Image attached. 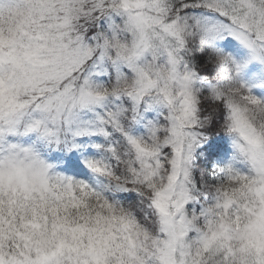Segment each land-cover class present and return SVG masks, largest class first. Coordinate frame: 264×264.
Here are the masks:
<instances>
[{"label":"snow or ice","instance_id":"6c2138e0","mask_svg":"<svg viewBox=\"0 0 264 264\" xmlns=\"http://www.w3.org/2000/svg\"><path fill=\"white\" fill-rule=\"evenodd\" d=\"M251 61L264 0H0V264H264Z\"/></svg>","mask_w":264,"mask_h":264},{"label":"trees","instance_id":"16d2710c","mask_svg":"<svg viewBox=\"0 0 264 264\" xmlns=\"http://www.w3.org/2000/svg\"><path fill=\"white\" fill-rule=\"evenodd\" d=\"M217 46L221 47L226 52V54L231 55L234 60L235 59L240 60L238 56H244L246 54V50L237 41L232 40L231 38H227L226 42L218 41ZM245 72H247L249 76H259V78L262 81V85H263L264 84L263 82L264 72L262 71V68L260 66H254L251 69L244 67L243 71L240 73V80L247 87L250 88L252 95L263 100L262 94L257 90V88L253 84V83L257 84V81L255 82L253 80L251 82L248 78H246ZM215 143L219 146V148L227 149L228 153L231 155V148L223 137L215 141ZM49 161L50 163H53L56 166L57 164L58 165L64 164V161L77 162L76 157L73 154H68L67 156H65V154L63 153L60 154L59 152L51 153L49 156ZM56 170L63 174L62 170H60V167L59 168L56 167Z\"/></svg>","mask_w":264,"mask_h":264},{"label":"rangeland","instance_id":"374dc122","mask_svg":"<svg viewBox=\"0 0 264 264\" xmlns=\"http://www.w3.org/2000/svg\"><path fill=\"white\" fill-rule=\"evenodd\" d=\"M245 49V48H244ZM246 50V49H245ZM244 50V51H245ZM244 54V53H243ZM240 60L235 59L237 63H243L248 60V52L246 50V54L244 56H238ZM254 66H260L262 68V71L264 72L263 68L264 65L260 64L256 61H251L247 63L245 68H252ZM246 78H248L251 82L254 80L257 81V84L253 83L254 86L257 88V90L262 94L263 100H264V84L262 85V81L259 78V76H249L247 72H245ZM263 82H264V76H263ZM61 154V153H60ZM231 158V155L228 153L227 149L219 148V159L215 161L219 166H223L224 164L228 163ZM57 167H60V170H62L64 175L74 177L76 179H82L85 176V173L83 170L77 165V162H70V161H64V164H57Z\"/></svg>","mask_w":264,"mask_h":264},{"label":"clouds","instance_id":"9594fccd","mask_svg":"<svg viewBox=\"0 0 264 264\" xmlns=\"http://www.w3.org/2000/svg\"><path fill=\"white\" fill-rule=\"evenodd\" d=\"M248 117L257 126L264 123V107L250 108L248 111Z\"/></svg>","mask_w":264,"mask_h":264}]
</instances>
